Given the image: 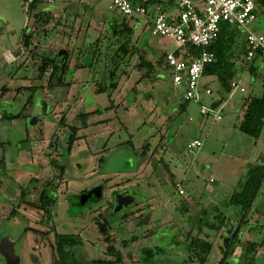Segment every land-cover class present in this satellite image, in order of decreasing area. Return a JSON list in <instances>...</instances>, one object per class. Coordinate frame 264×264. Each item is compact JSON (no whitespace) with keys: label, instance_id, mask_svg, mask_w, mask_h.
Masks as SVG:
<instances>
[{"label":"rangeland","instance_id":"374dc122","mask_svg":"<svg viewBox=\"0 0 264 264\" xmlns=\"http://www.w3.org/2000/svg\"><path fill=\"white\" fill-rule=\"evenodd\" d=\"M72 4L64 9L57 1H46L31 13L22 0H0V264H60L54 239L67 234L85 239V246L78 247L81 256H103L109 238L121 250L123 264H196L184 262L187 253L179 229L185 227V234L189 215L196 219L203 206L226 210L223 200L249 166L264 164V132L256 140L239 129L244 117L239 112L241 97L252 92H234L207 115L196 102L182 107L184 88L173 86L171 70L158 61L164 52L174 51L175 42L154 35L139 17L131 20L138 51L123 61L109 57L117 67L116 89L96 93L89 69L77 68L69 74V86L32 90L30 86L43 84L38 69L47 53L71 48L72 66L82 55L83 63L90 62L84 51L89 52L99 37L105 15L92 20L91 7L120 14L112 0ZM39 10L53 11L35 20ZM26 28L32 34L28 48L20 44ZM250 29L264 34L262 6ZM239 35L246 37L245 32ZM141 58L154 64L151 77L143 75L147 68ZM236 67L240 69V62ZM251 78L255 76L246 72L245 83ZM211 87L214 95L205 98V105L216 99V88ZM116 118L124 125H117ZM72 134L75 140L69 148ZM196 139L202 144L192 149ZM53 158L66 165L61 180L53 177ZM50 179L58 188L51 191L52 213L44 215L29 200H36ZM174 182L181 183V196L188 198V213L178 210L181 190L173 189ZM22 190H27L25 201ZM245 219L241 243L260 242L257 225L264 223V183ZM207 233L212 251L205 264H220L229 234L222 229ZM156 245L169 251L147 263L143 250ZM240 246L227 264H240ZM255 264H264V246H259Z\"/></svg>","mask_w":264,"mask_h":264},{"label":"trees","instance_id":"16d2710c","mask_svg":"<svg viewBox=\"0 0 264 264\" xmlns=\"http://www.w3.org/2000/svg\"><path fill=\"white\" fill-rule=\"evenodd\" d=\"M38 2L37 0L30 4L27 11L33 13L34 10H37ZM158 3H160L158 0H153L148 6L150 17H139L138 21H147L146 24H150L152 28V16L155 12V5ZM260 6L264 9V0H256V16L258 15V7ZM50 12L51 11L47 10L37 11L34 14L35 20L43 15H47V17L51 16L52 13ZM134 18L135 17L127 18L116 13L110 16L104 15L103 29L99 30V37L92 46H90L91 50L89 52L88 48L84 51V54L89 53L91 56L89 63H83L81 61L82 56H84L82 55L78 58V62L72 66L74 52L71 48L54 54L47 53V55L43 57V63L38 69L39 74L37 78L39 81L43 82V84H34V86H30V88L34 90L45 85L52 89L55 87L69 86L73 83V80L69 77L71 70L87 68L89 69L88 71H90V75L94 77L93 81H95L96 84V93H107L110 92V90L116 89L119 85V80L115 81L117 78V67L113 59H111L112 62L109 61V57H120V61H123L125 56H134L137 50V44L133 40L135 25L131 23V20ZM233 25L235 24L221 22V31L219 35L207 46V49L214 53L215 58L211 63L207 64L204 69V77L210 78L208 84L205 85L211 86L213 84L215 86L216 100H221V103L228 100L232 94V84L235 81L236 75L234 68L239 59L242 62L241 64H243L240 70L249 72L255 77L258 75L260 67L264 64V59L260 52H257L253 59L246 61V54L248 52L247 35L245 39H242L240 42ZM237 27L242 30L239 26ZM27 28L20 42V44L26 48H28L32 39V34L30 33L31 29L28 31ZM113 45L118 46V52L112 49ZM138 49L140 50L139 47ZM201 51L202 47L194 44L189 45L187 48L189 57L196 56L201 53ZM120 52H123V54H119ZM166 55L167 53H164L158 61L161 63L163 62L164 67L171 70L166 62ZM103 57H105V59H103ZM139 61H142L147 68V71L143 70V75L151 77L154 64L144 60V58H141ZM3 89L5 90L6 87ZM245 91L247 92L246 88ZM186 102L189 101L184 99L182 107L185 106ZM242 108L245 109V112L243 120L239 125L240 131L256 140L259 139L264 132V89L258 96H246L242 103ZM87 116L88 114L83 115L84 125H87ZM115 123L120 126L124 125L119 118H116ZM72 129L76 132L77 128L72 127ZM74 140L75 137L74 134H72L68 140L69 148L72 147ZM162 145L166 148L164 141ZM146 147L147 144L144 146V149ZM0 162L3 163V160L0 159ZM51 165L56 173L53 176L54 179L61 180L66 169L65 163L60 159L53 158L51 160ZM263 183L264 164H251L244 176L238 181L237 187L223 200L222 204L226 210L215 211L208 206H203L196 219H193L192 215H189L187 224L189 230L184 234L185 227L179 229L183 238L182 246L187 253V257L184 258L185 263H207L212 251V246L208 243L210 236L207 230L220 231L222 229L224 232H227L229 236L225 238V246L223 248L224 255L220 264H227L229 256L238 249L240 244V248L242 249L240 264H255L258 248L259 246H264V223L257 225L259 228L258 233L262 235V240L260 242L256 240H247L241 243L240 239L242 225H244V223L247 224L245 218L255 205V200L261 192ZM178 184L179 183L176 182L173 183L174 190L179 191ZM49 187H52V189L49 190ZM57 188L58 186L54 185L52 179L46 181L42 190L39 191L38 198L36 200H29V203L43 210L44 215H50L54 207L51 191ZM202 193L204 192H200V195H202ZM22 194L21 201H25V199H27V190H22ZM179 194L181 196V193ZM180 198L181 206H179L178 210L182 213H188L189 208L186 205L188 198L182 196ZM195 201H198V199ZM14 211L15 209L12 213H15ZM232 218L237 221L236 224L231 222L233 220ZM233 225H236L234 229H232ZM130 239L135 240L137 236H132ZM107 241L109 245L107 246L105 254L94 258H91L87 253L83 256L80 255L82 253H79L78 247L85 246V239L80 234L56 235L54 239V250L59 258L60 264H123L124 260L121 250L111 243L109 238H107ZM122 244L126 246L128 244V239H122ZM168 251L167 248L160 245L147 247L143 250L147 263L152 262L150 260H154L156 256H165Z\"/></svg>","mask_w":264,"mask_h":264},{"label":"built area","instance_id":"2783aa9c","mask_svg":"<svg viewBox=\"0 0 264 264\" xmlns=\"http://www.w3.org/2000/svg\"><path fill=\"white\" fill-rule=\"evenodd\" d=\"M28 10L30 4L37 0H22ZM42 1V0H38ZM55 2L56 0H44ZM113 7L121 16L150 17L149 5L153 0H112ZM152 16V33L161 37L171 38L175 42L174 51L168 52L166 62L170 66L171 80L176 89L184 88V99L201 104V112L208 114L210 105L203 104L205 98L214 95L211 86L203 83L204 69L211 63L215 55L207 46L219 35L220 23L228 22L239 26L247 35L248 52L246 61L254 58L260 52L264 59V34L255 33L250 24L256 19V0H158ZM174 6L176 13H169V7ZM194 44L202 47L201 53L189 57L187 48ZM245 88L238 82L232 84V94ZM219 119L220 115L217 116ZM196 139L191 148L201 146ZM180 193H183L178 184Z\"/></svg>","mask_w":264,"mask_h":264},{"label":"crops","instance_id":"0c3cea01","mask_svg":"<svg viewBox=\"0 0 264 264\" xmlns=\"http://www.w3.org/2000/svg\"><path fill=\"white\" fill-rule=\"evenodd\" d=\"M56 1H57V3H60V5L63 6L62 8L67 9L70 6L73 5L72 1H78V0H56ZM82 1L83 0H79L80 3ZM85 1H86L87 4H92V5L94 3L96 4L98 2V0H85ZM44 2H46V1H44V0L39 1L38 5H39V3H44ZM77 7H79V6H77ZM49 11H53V10H49ZM168 11H169V13L174 14V13H176V8L174 6H171V7H169ZM104 14L110 16V15H112L114 13H113V10L111 8H109L108 10H103L102 9L101 12H98L97 9H94V8L91 7V15L90 16L92 17V20L94 19V17H97V16L99 17V16L104 15ZM85 16H87V15L85 14ZM102 18L103 17H100L99 19L101 20ZM144 23L146 24L147 21H145ZM236 32H237V36H238V39L240 40V42L242 41V39H245V35H244V37L239 38L240 37L239 33L240 32L243 33V30L236 29ZM164 53H168V52H164ZM8 57L10 58V60L14 59V57L11 54H8ZM237 62H240V65H241L240 67L243 66V64H241L242 62L240 61V59ZM236 65H237V63H236ZM240 69H237L236 66L234 68V70L236 71L235 81L238 82L241 86L245 87L247 91H251L252 93L250 94V96H258V95H260L262 93L263 89H264V64L260 67V69L258 71V75L255 77L254 81L252 80V78L250 79V83L249 84L252 85L251 89L248 87L249 84L245 83L246 72L244 70H240ZM205 78L208 79L207 80L208 82L210 80L209 77H204L203 78V83L204 84H206ZM251 80L253 81V83H251L252 82ZM206 86H209V85H206ZM237 91H240V90H237ZM245 98H246V96H242L241 97L242 103L244 102ZM239 112H240V114L241 113L243 114L245 112V109L241 107V110Z\"/></svg>","mask_w":264,"mask_h":264},{"label":"water","instance_id":"95a60500","mask_svg":"<svg viewBox=\"0 0 264 264\" xmlns=\"http://www.w3.org/2000/svg\"><path fill=\"white\" fill-rule=\"evenodd\" d=\"M220 104H221V100L217 99V100H215V101L211 104V107H212V109H215V108H217ZM97 191H98V193H100V189H98Z\"/></svg>","mask_w":264,"mask_h":264},{"label":"flooded vegetation","instance_id":"af4514ba","mask_svg":"<svg viewBox=\"0 0 264 264\" xmlns=\"http://www.w3.org/2000/svg\"><path fill=\"white\" fill-rule=\"evenodd\" d=\"M4 157L2 156V158H0L1 160H3V163L2 162H0V166L2 167L3 166V164H4V159H3ZM42 190V189H41ZM39 193V192H38ZM46 215V214H45Z\"/></svg>","mask_w":264,"mask_h":264}]
</instances>
